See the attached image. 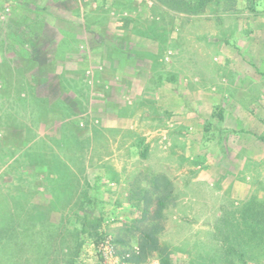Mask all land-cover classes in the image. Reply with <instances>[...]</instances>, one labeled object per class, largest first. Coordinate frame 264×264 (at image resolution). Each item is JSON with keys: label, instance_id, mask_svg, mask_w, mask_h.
I'll list each match as a JSON object with an SVG mask.
<instances>
[{"label": "rangeland", "instance_id": "374dc122", "mask_svg": "<svg viewBox=\"0 0 264 264\" xmlns=\"http://www.w3.org/2000/svg\"><path fill=\"white\" fill-rule=\"evenodd\" d=\"M196 2L0 0V264H264V0Z\"/></svg>", "mask_w": 264, "mask_h": 264}, {"label": "crops", "instance_id": "0c3cea01", "mask_svg": "<svg viewBox=\"0 0 264 264\" xmlns=\"http://www.w3.org/2000/svg\"><path fill=\"white\" fill-rule=\"evenodd\" d=\"M247 97V99H245ZM246 97H242L241 99H237V106H236V112L233 111L231 113H228L226 112L225 114L229 115L230 117H234V124H235V127H240V128H249L250 126V129L253 131V132H257V124H256V118H253L250 116V111H249V96H246ZM252 105V104H250ZM233 122H230L228 121V119H225L223 120V127H229L230 125H232ZM256 126V127H255ZM161 149H165L166 147L163 146V144L160 146ZM178 160V158H166V161L165 162H169L171 161L170 163L171 164H174V163H177V165L179 164L178 162H175L176 160ZM144 160V158H143ZM134 163V161H132V159L130 160H127V175H128V171L130 170L131 171V167H132V164ZM238 173L235 175V178H238ZM236 180H241V179H236ZM128 181V180H127ZM130 187V186H129Z\"/></svg>", "mask_w": 264, "mask_h": 264}, {"label": "built area", "instance_id": "2783aa9c", "mask_svg": "<svg viewBox=\"0 0 264 264\" xmlns=\"http://www.w3.org/2000/svg\"><path fill=\"white\" fill-rule=\"evenodd\" d=\"M96 257L103 264H125L117 256V250L110 238L102 239L95 245Z\"/></svg>", "mask_w": 264, "mask_h": 264}, {"label": "trees", "instance_id": "16d2710c", "mask_svg": "<svg viewBox=\"0 0 264 264\" xmlns=\"http://www.w3.org/2000/svg\"><path fill=\"white\" fill-rule=\"evenodd\" d=\"M195 1H197L196 4H195V6H197V5H199V3H201V2L203 3V2H205L207 0H195Z\"/></svg>", "mask_w": 264, "mask_h": 264}]
</instances>
